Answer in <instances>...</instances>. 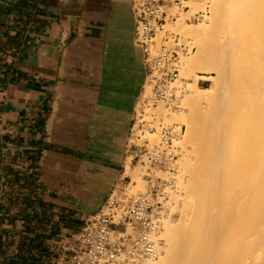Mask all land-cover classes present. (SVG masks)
Segmentation results:
<instances>
[{"label": "crops", "instance_id": "1", "mask_svg": "<svg viewBox=\"0 0 264 264\" xmlns=\"http://www.w3.org/2000/svg\"><path fill=\"white\" fill-rule=\"evenodd\" d=\"M136 18L133 0H0V264H54L129 181Z\"/></svg>", "mask_w": 264, "mask_h": 264}, {"label": "bare ground", "instance_id": "2", "mask_svg": "<svg viewBox=\"0 0 264 264\" xmlns=\"http://www.w3.org/2000/svg\"><path fill=\"white\" fill-rule=\"evenodd\" d=\"M209 1L202 25L181 18L165 25L196 38L182 74L216 76L204 89L188 82L190 92L161 113L186 125L175 143L182 171L170 194L175 205L161 217L157 255L145 264H264V0Z\"/></svg>", "mask_w": 264, "mask_h": 264}, {"label": "built area", "instance_id": "3", "mask_svg": "<svg viewBox=\"0 0 264 264\" xmlns=\"http://www.w3.org/2000/svg\"><path fill=\"white\" fill-rule=\"evenodd\" d=\"M187 0H133L136 13V42L142 48L147 66L149 95L144 102L167 107L180 101L181 59L192 53L191 39L173 33V44L154 49L156 33L177 19L172 8H186ZM172 34V33H171ZM166 41L169 37L166 36ZM136 123V121H135ZM177 132L171 125L160 123L158 141L144 138L137 144L129 138L127 149L149 166L145 175L151 187L146 192L129 195V182L113 190L98 211L89 215L76 233L73 248L60 255L54 264H145L157 255L161 216L176 179L173 163L178 159L175 145ZM168 167L166 177L153 175L152 168Z\"/></svg>", "mask_w": 264, "mask_h": 264}, {"label": "rangeland", "instance_id": "4", "mask_svg": "<svg viewBox=\"0 0 264 264\" xmlns=\"http://www.w3.org/2000/svg\"><path fill=\"white\" fill-rule=\"evenodd\" d=\"M199 1L205 2L204 7L192 8L191 5L188 4L186 1V3H185V5H187L186 8H184V9L183 8H180V9L172 8L171 13L173 15H176L178 18L176 20H173L172 22L179 21L180 18L183 19L187 23L198 25V26L202 25L204 23V21L207 22V20H205V19H207V17H209L211 15V5L209 3L210 1L209 0H199ZM171 30L172 29H169L166 26H164L163 29H160L156 33V37L154 38V46H153L155 51L159 50L163 44L172 45L173 40H172L171 35H174L173 33H176L178 35L185 36L186 38H189L192 40V42L194 44V50L192 51L191 54L187 55L186 57H192L193 58V56H195V54L197 53V50H198L196 38H194V36H191V35L187 36V34L177 32L176 30H172V31ZM166 36L169 37V41H166V39H165ZM183 59H185V58L181 59V64H180L181 69H182L183 64H184ZM181 69H180V72H181ZM180 76H181V78H180V80H178L177 84L182 89L180 91L181 93L179 94L180 96H182L183 94L190 92V90L187 86V83L188 82L194 83L195 79H197L196 83H197V85H199V88H201V89H204L207 87H212L214 85V82H215L214 76H216V74L213 71L198 69V70H195V77H197V78H195L194 76L186 77L182 74V72H181ZM149 93H150V87L146 83L145 91H144V93L141 97V100L137 106V117L135 120L136 123H135L134 129H133V136H132L131 140H133V142H135L139 145L143 143V140L145 137L148 138L152 143L157 142L158 141V131L160 130V123L171 125L173 127L174 131L177 132L178 135L176 137L175 143L177 142V140L178 141L182 140L183 136L185 134V131H186V125L184 123H182L176 117L175 118L172 117L170 114H161V113H163V110H166L168 113L170 111V108L174 105L176 106L179 102L172 105V106H169V107H167L166 105H163V104L155 105L151 101L144 102L143 99H145L149 95ZM162 117H164V118H162ZM151 132H155V134L153 135V134H151ZM176 147H177V145H176ZM177 148H178L179 157L173 163V166H176V170H175V173L173 175H174L177 182L175 185L176 187L172 192H177V190L180 189L179 181L177 180L179 177H177L176 172H178V176H179V174H181L182 170L180 169L181 167L179 166V160L182 157L181 154L183 155V151L180 150L179 147H177ZM180 151H182V152H180ZM129 161H130V159H129ZM149 168H150L149 166L142 165V163L140 161H138L137 158L134 159L132 164L128 165L126 173L130 176V178L128 179L130 181V183H129V187L127 188V192L129 195H135V194H138L139 192H146L151 187L148 179L145 176L148 174ZM152 169L154 171L153 175H156V176L166 177L168 174V172H167L168 167H159V168H152ZM179 170H180V173H179ZM125 184H127V183H125ZM170 202H171V195L169 196V199L167 201L168 205L165 207L164 211L162 212V215L165 214V212H167L169 210L170 206L175 205L174 203H172V202L170 203ZM161 217H163V216H161ZM172 217L175 219H178L180 217L179 210L178 211L176 210L175 212H173ZM160 229H161V227H160ZM160 241H162V240L159 239V242Z\"/></svg>", "mask_w": 264, "mask_h": 264}]
</instances>
